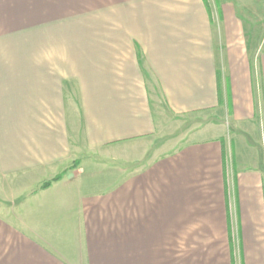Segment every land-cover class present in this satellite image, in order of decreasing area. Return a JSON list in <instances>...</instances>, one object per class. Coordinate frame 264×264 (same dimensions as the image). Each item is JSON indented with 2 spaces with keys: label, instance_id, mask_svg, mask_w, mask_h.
<instances>
[{
  "label": "crops",
  "instance_id": "1",
  "mask_svg": "<svg viewBox=\"0 0 264 264\" xmlns=\"http://www.w3.org/2000/svg\"><path fill=\"white\" fill-rule=\"evenodd\" d=\"M245 10L0 0V264H264V52L256 78ZM217 111L231 137L155 146L166 113Z\"/></svg>",
  "mask_w": 264,
  "mask_h": 264
},
{
  "label": "rangeland",
  "instance_id": "2",
  "mask_svg": "<svg viewBox=\"0 0 264 264\" xmlns=\"http://www.w3.org/2000/svg\"><path fill=\"white\" fill-rule=\"evenodd\" d=\"M239 1L242 3L244 2L246 5L245 37L247 39L252 64L255 66V71L257 70L258 72V74L255 72L257 78L260 77V71H258L260 70L259 54L264 52V0H238V2ZM247 5L250 6L249 11H247ZM225 118V114L221 111L218 113L206 112L183 116L166 113L164 115L165 121L163 126L158 130L159 135L155 146L168 145L172 149L177 148L189 140L203 137L204 134L211 135L214 130H220L221 125L223 126L225 137H231L233 134V127L229 124V119ZM19 202L20 199H16L10 202V204L16 205ZM1 205L2 202L0 201V206Z\"/></svg>",
  "mask_w": 264,
  "mask_h": 264
},
{
  "label": "trees",
  "instance_id": "3",
  "mask_svg": "<svg viewBox=\"0 0 264 264\" xmlns=\"http://www.w3.org/2000/svg\"><path fill=\"white\" fill-rule=\"evenodd\" d=\"M61 176L57 175L56 177H54L52 180H49L45 183L42 184L41 188H47L48 186H50V184L52 183V181L58 180Z\"/></svg>",
  "mask_w": 264,
  "mask_h": 264
}]
</instances>
